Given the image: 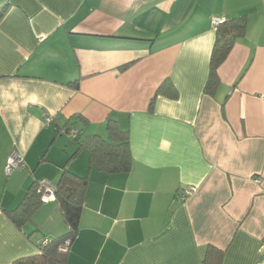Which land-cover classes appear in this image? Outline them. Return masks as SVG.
I'll list each match as a JSON object with an SVG mask.
<instances>
[{
  "label": "crops",
  "instance_id": "obj_1",
  "mask_svg": "<svg viewBox=\"0 0 264 264\" xmlns=\"http://www.w3.org/2000/svg\"><path fill=\"white\" fill-rule=\"evenodd\" d=\"M243 16L210 96V20ZM166 80L176 99L156 94ZM108 120L127 132L128 173L71 157ZM12 152L25 166L5 176ZM64 167L88 176L66 264H202L208 247L264 264V0H0V264L66 233L57 201L21 229L6 215Z\"/></svg>",
  "mask_w": 264,
  "mask_h": 264
},
{
  "label": "trees",
  "instance_id": "obj_2",
  "mask_svg": "<svg viewBox=\"0 0 264 264\" xmlns=\"http://www.w3.org/2000/svg\"><path fill=\"white\" fill-rule=\"evenodd\" d=\"M245 29V16L226 21L215 29L217 37L211 51L208 77L204 86L206 94L215 96L219 86L217 70L227 58L235 41L245 35ZM156 94L168 99L177 98V92L168 80L160 85ZM153 102L154 99L151 100L149 106H152ZM106 128L107 140L99 136H88L86 139L78 141L77 151L71 157L80 151H84L88 156L89 171L96 170L106 174L128 173L131 169L132 158L127 132L120 130L113 120L107 121ZM70 129V127L67 128V131ZM38 184H32L27 195L16 209L6 212L7 217L19 229L32 220L41 206L42 200ZM87 185L88 176L77 177L67 171L66 167L63 168L60 179L55 186V196L67 226L66 233L53 241L49 240V244L42 248L39 254L20 258L12 264H66V252L61 253L58 249L65 241L71 243L79 231V220ZM221 261V252L208 247L202 264H221Z\"/></svg>",
  "mask_w": 264,
  "mask_h": 264
},
{
  "label": "built area",
  "instance_id": "obj_3",
  "mask_svg": "<svg viewBox=\"0 0 264 264\" xmlns=\"http://www.w3.org/2000/svg\"><path fill=\"white\" fill-rule=\"evenodd\" d=\"M225 22H226V20L222 19V18H211L210 26H211V28L216 29L220 25H223ZM42 39H43V37L39 38L40 41ZM68 133L72 139H77L78 136L80 135L79 131L76 128H71L70 130H68ZM24 166H25V164H24L23 158L19 154H17L16 152H12L9 155V157L7 158V161H6V164L4 167V174H5V176H11L15 172L22 170L24 168ZM255 182L259 183L260 179L256 178ZM38 190H39V193L41 194V200L43 202H45V201L46 202L56 201V196H55L56 188L54 185L47 183L45 181L39 182ZM195 192H196V187H187L184 189H180L177 192V196L181 200L184 201L188 197L192 196ZM48 244H49V240L46 238L43 239L42 242L40 243V246H39V252L42 250V248L46 247ZM69 244H70L69 241H65V243L63 245H61L58 250L61 253L66 252Z\"/></svg>",
  "mask_w": 264,
  "mask_h": 264
},
{
  "label": "rangeland",
  "instance_id": "obj_4",
  "mask_svg": "<svg viewBox=\"0 0 264 264\" xmlns=\"http://www.w3.org/2000/svg\"><path fill=\"white\" fill-rule=\"evenodd\" d=\"M87 135H88V134L83 135V136L81 137V140L86 139V138H87Z\"/></svg>",
  "mask_w": 264,
  "mask_h": 264
}]
</instances>
